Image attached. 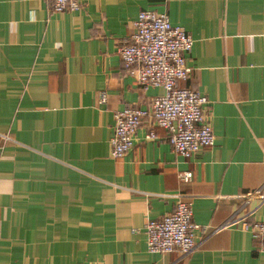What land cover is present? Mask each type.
<instances>
[{
  "label": "crops",
  "instance_id": "0c3cea01",
  "mask_svg": "<svg viewBox=\"0 0 264 264\" xmlns=\"http://www.w3.org/2000/svg\"><path fill=\"white\" fill-rule=\"evenodd\" d=\"M77 1L0 0V264H264L240 229L264 221V0ZM141 10L194 40L178 86L207 98L215 140L191 158L149 120L110 156L115 112L163 94L118 53ZM179 200L192 203L195 249L150 253L145 222Z\"/></svg>",
  "mask_w": 264,
  "mask_h": 264
},
{
  "label": "built area",
  "instance_id": "2783aa9c",
  "mask_svg": "<svg viewBox=\"0 0 264 264\" xmlns=\"http://www.w3.org/2000/svg\"><path fill=\"white\" fill-rule=\"evenodd\" d=\"M79 8L77 0H52L50 6L56 12ZM132 25L129 40L118 47L123 66L142 90L162 88L163 94L154 96L149 107H125L115 112L110 156L120 159L130 151L137 129L147 120L165 130L172 151L183 158L213 146L214 135L204 112L207 98L192 88L178 86L191 72L184 54L192 48V37L172 25L164 13L152 10H141ZM105 101L102 93L99 102ZM156 137L150 131L145 138ZM179 177L189 182L191 173L183 172ZM143 228L150 253L186 256L195 249L194 232L198 227L192 222L190 201L179 200L172 212L159 220L148 219ZM240 229L249 231L259 251L264 252V221H243Z\"/></svg>",
  "mask_w": 264,
  "mask_h": 264
}]
</instances>
